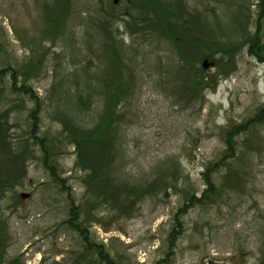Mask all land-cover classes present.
<instances>
[{"label":"rangeland","instance_id":"obj_1","mask_svg":"<svg viewBox=\"0 0 264 264\" xmlns=\"http://www.w3.org/2000/svg\"><path fill=\"white\" fill-rule=\"evenodd\" d=\"M161 1L188 14L184 44L147 21L133 0H0V118L11 141L33 152L24 185L0 201L5 264H90L95 253L67 223L74 207L90 239L118 264L263 259L264 121L254 117L264 104V60L242 42L259 26L264 43V0ZM217 46L240 49L213 54ZM206 59L213 65L204 68ZM78 77L95 87V104L79 114L87 127L106 126L105 93L128 82L97 190L99 179L81 168L63 133L64 114L77 117L66 99L76 91L66 85ZM37 101L44 146L29 135ZM114 178L123 196L143 192L130 213L112 200L98 205L100 186L108 196ZM177 217L181 232L166 256Z\"/></svg>","mask_w":264,"mask_h":264},{"label":"trees","instance_id":"obj_2","mask_svg":"<svg viewBox=\"0 0 264 264\" xmlns=\"http://www.w3.org/2000/svg\"><path fill=\"white\" fill-rule=\"evenodd\" d=\"M133 3L135 4V9L139 8L141 13L143 14V17H145L147 21H150L151 24L155 26L162 25L163 27H165V32H163L165 35H168L169 37L174 38L175 41L184 44L185 40L187 39L188 31L191 27L189 19H187L188 14L186 12H184L183 10H174V12L169 11L161 0H133ZM109 16L113 17L112 14H110ZM183 16H186V18L184 19ZM115 17L118 16L115 15ZM46 18L48 19L50 17L47 16ZM134 19L136 20L138 19V17H135ZM51 22H53L54 24L57 23V20H51ZM141 23L143 22L141 21ZM260 29L261 27L258 26L257 32L252 36H250V34L248 33L242 43L249 44V52L253 55H256L261 61H263L264 43L262 42L263 35ZM111 43H113V41L109 42L107 39L105 40V46L108 45L111 48L113 46L111 45ZM216 48L217 49L213 52V54L226 53L227 55L231 56H233L235 52L240 49V47H234L228 49L225 48L224 50L219 46H217ZM232 62L233 60L229 61V63ZM4 73L5 72L3 71L0 72V81L3 79ZM124 81L127 82L126 80H119L114 89H112V91L105 93L106 97L104 117L106 121V126H102L104 125L103 121L102 125H96L94 127H87L88 123L81 122L79 120V114H81L82 112L90 111L92 106L95 104L96 98L93 95V91L95 89L94 84L85 81V84L83 83V85L81 86L78 77V80L72 79L70 80L71 83L69 85H66L67 89L72 88L74 89V91H76L74 95L69 94L66 99L69 101L68 105L71 108V112L74 114V116L76 115L77 117L69 118L67 117V114H64V121L62 120L65 126L63 129L64 137L67 139V142L70 145L75 146L78 152L80 153V157L82 158L81 168L83 170L91 169L90 176H92V178H95V180L99 179V181L95 182V190H97L98 186L101 185L99 184V182L101 181L100 179L106 180V176L102 177L104 171L103 169L105 167L103 163V155L105 154V150H107L109 146H112L114 148L116 144V128L113 125L115 124V117L118 112V106L120 102L126 98V92L122 90V84L125 83ZM105 82L107 81L103 80L104 87L106 88L108 87V83ZM30 89L31 87H26L24 91L29 92ZM35 96L37 97V94H35L34 97ZM39 103V101L36 102V106L31 112L33 124L29 135L31 139H36L37 141H39L36 142V144L44 146V138L40 139L38 135V130L40 129L39 115L42 111L41 104ZM254 119L258 122L264 121V104L259 109ZM10 130L11 128L9 122L5 120L3 121L2 118H0V201L8 191L12 190L17 186L24 185L27 176L26 161L33 154L31 147L28 143H19L16 146L11 141V136L9 133ZM243 130V126L237 127V131L239 133H242ZM228 143L229 148L231 149L232 142L228 141ZM50 156L51 155L49 154V151L46 148V160ZM96 172L98 177L97 175H95ZM53 174L55 175V173ZM206 179V182L209 185L210 180L208 174H206ZM108 185L109 184H106L104 187H108ZM119 185V182L116 181V178H114L112 182V186L114 189L109 193L108 196L106 195L105 197L102 195L103 191H101L100 186L99 197L97 199L98 205H103L108 199V201L112 200L110 202H113L115 207H117L121 212H125L126 210L130 213L135 207L139 196L143 195V192L137 193L134 190L125 191L127 194L126 196H123V192L120 190ZM74 208H72L73 211L71 210L73 214L71 213V217L67 221V223L70 229H72L73 232L77 233L86 243L87 250L95 253L96 257L90 261V264H103V262L105 261L108 262L107 264H118L115 260L109 258L108 252H105L104 244L93 242L90 239L91 233L88 229V226H85L84 222L79 221V215L77 211H75L76 208ZM180 211L181 212H179V214L186 212L185 207H183ZM181 224V219L177 217L176 225L172 228L169 234L170 246L166 256H169L174 250V244L177 240L178 234L181 232ZM8 237L9 234L6 233L3 227H0V264H5L6 261L5 255L6 249L8 247V244L6 242L8 241ZM162 262L163 260L158 262L157 264H161ZM259 264H264V257Z\"/></svg>","mask_w":264,"mask_h":264},{"label":"water","instance_id":"obj_3","mask_svg":"<svg viewBox=\"0 0 264 264\" xmlns=\"http://www.w3.org/2000/svg\"><path fill=\"white\" fill-rule=\"evenodd\" d=\"M212 65H213V62H208L207 59L204 60V62H203V67H204V68H207V67L212 66ZM29 196H30L29 193H22V194H21V197H22V198H27V197H29Z\"/></svg>","mask_w":264,"mask_h":264}]
</instances>
